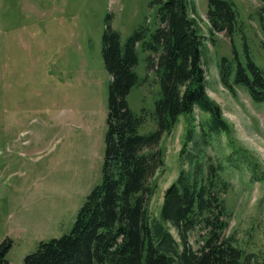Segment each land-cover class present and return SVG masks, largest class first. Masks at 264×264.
<instances>
[{"label":"rangeland","instance_id":"374dc122","mask_svg":"<svg viewBox=\"0 0 264 264\" xmlns=\"http://www.w3.org/2000/svg\"><path fill=\"white\" fill-rule=\"evenodd\" d=\"M234 1L241 26L232 41L224 33L212 39L208 0H190L206 36L207 92L234 128L233 141L225 133L204 141L207 114L198 109L182 116L162 139L165 165L155 176L149 208L157 215L165 189L182 168H190L186 154L204 151L223 166L229 182L223 194L230 213L226 234L254 254L249 264H264V102L253 101L241 84L231 91L220 77L222 57L233 59L236 52L246 64L249 51L264 68L262 3ZM159 7V0H0V243L12 241L11 264H23L41 241L68 233L87 195L101 183L112 79L103 34L109 24L125 43L140 28L155 29ZM137 53L141 82L127 99L132 110L146 114L140 132L148 133L157 128L152 113L161 86L148 67L154 54L141 46ZM193 120L199 125L182 155Z\"/></svg>","mask_w":264,"mask_h":264},{"label":"trees","instance_id":"16d2710c","mask_svg":"<svg viewBox=\"0 0 264 264\" xmlns=\"http://www.w3.org/2000/svg\"><path fill=\"white\" fill-rule=\"evenodd\" d=\"M258 1L264 27V0ZM159 2L158 26L140 28L125 43L120 32L107 25L103 56L112 79L102 181L87 195L71 230L41 241L23 264H249L254 259L226 234L230 213L223 194L229 182L222 175L223 166L206 158L204 151L186 154L190 168L180 170L164 191L160 211L151 214L155 176L166 158L161 142L182 116H194L196 109L207 114L201 123L204 141L221 133L233 141L234 132L221 105L207 92L202 52L206 36L191 13L190 0ZM207 18L212 39L224 33L233 41L241 26L234 0H208ZM138 46L154 54L148 67L156 70L161 86L152 113L157 128L148 133L140 132L146 114L132 110L127 99L141 82L135 71ZM247 58L244 64L237 52L233 59L223 56L221 81L233 92L234 85L241 84L253 101L264 102V68L249 51ZM194 121L182 155L194 140L199 125ZM11 247L10 239L0 243V264H11L7 257Z\"/></svg>","mask_w":264,"mask_h":264}]
</instances>
